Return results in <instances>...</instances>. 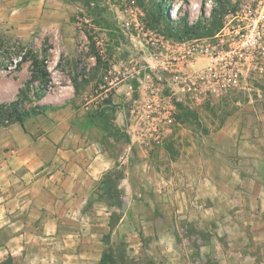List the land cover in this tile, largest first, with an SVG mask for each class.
<instances>
[{
	"label": "rangeland",
	"instance_id": "374dc122",
	"mask_svg": "<svg viewBox=\"0 0 264 264\" xmlns=\"http://www.w3.org/2000/svg\"><path fill=\"white\" fill-rule=\"evenodd\" d=\"M233 5L0 0V48L8 51L0 58V105L24 99L21 109L36 114L22 124L46 128L50 114L60 110L58 101L73 99L72 127L79 135L139 165L148 162L133 169L132 184L129 169L112 175L104 200L109 207L102 208L111 212L105 241L112 264H241L234 258L241 256H251L249 264L264 261V200L206 197L203 186L212 180L226 189L237 177L251 178L239 168L245 160L264 161V78L197 108L172 99L174 121L159 144L140 141L133 112L139 99L170 95L160 78H153L155 87L148 84L150 64L163 74L162 41L214 34Z\"/></svg>",
	"mask_w": 264,
	"mask_h": 264
},
{
	"label": "crops",
	"instance_id": "0c3cea01",
	"mask_svg": "<svg viewBox=\"0 0 264 264\" xmlns=\"http://www.w3.org/2000/svg\"><path fill=\"white\" fill-rule=\"evenodd\" d=\"M73 103L58 101L60 110L50 114L46 128L26 121L0 126V264H101L106 255L112 225L111 212L102 209L109 207L104 200L110 185L103 181L124 167L132 184L133 169L143 162L79 135L72 127ZM247 162L239 168L249 170L251 178L237 177L226 189L208 180L206 197L264 200V171H258L264 161ZM250 209L240 210L257 215ZM234 258L249 264L252 257Z\"/></svg>",
	"mask_w": 264,
	"mask_h": 264
},
{
	"label": "built area",
	"instance_id": "2783aa9c",
	"mask_svg": "<svg viewBox=\"0 0 264 264\" xmlns=\"http://www.w3.org/2000/svg\"><path fill=\"white\" fill-rule=\"evenodd\" d=\"M222 27L212 35L162 41L163 74L148 73V84L160 78L158 93L139 99L136 135L143 144H159L171 131L177 102L199 107L207 99H218L237 89H248L264 78V0H234ZM154 92V90H152Z\"/></svg>",
	"mask_w": 264,
	"mask_h": 264
},
{
	"label": "trees",
	"instance_id": "16d2710c",
	"mask_svg": "<svg viewBox=\"0 0 264 264\" xmlns=\"http://www.w3.org/2000/svg\"><path fill=\"white\" fill-rule=\"evenodd\" d=\"M17 48H18V46H17ZM16 53H18V49H17ZM7 54H8V51L0 48V58L8 57ZM24 60H26L25 55L22 56V59L19 60L18 63H21ZM20 92H21V95L25 94V96H26V90L21 89ZM22 100H24V99H18V100L10 101L8 103L0 105V125H5L6 120L8 123H13V122L23 123L24 118L27 115L29 116L30 114H33V113H34V115L36 114V112L30 113L28 111L22 110L21 109V101ZM103 182L104 183H110V185H111V178H109V179L105 178V180ZM110 185L109 184L106 185V189H105L106 194H109V192L111 191ZM101 264H112V263H111V261H109V259L105 255V257L101 261Z\"/></svg>",
	"mask_w": 264,
	"mask_h": 264
}]
</instances>
